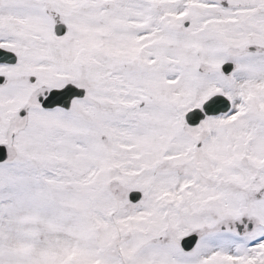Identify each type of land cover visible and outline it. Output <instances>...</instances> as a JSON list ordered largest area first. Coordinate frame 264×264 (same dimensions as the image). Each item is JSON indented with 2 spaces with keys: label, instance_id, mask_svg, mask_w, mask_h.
<instances>
[{
  "label": "snow or ice",
  "instance_id": "6c2138e0",
  "mask_svg": "<svg viewBox=\"0 0 264 264\" xmlns=\"http://www.w3.org/2000/svg\"><path fill=\"white\" fill-rule=\"evenodd\" d=\"M0 264H264V0H0Z\"/></svg>",
  "mask_w": 264,
  "mask_h": 264
}]
</instances>
